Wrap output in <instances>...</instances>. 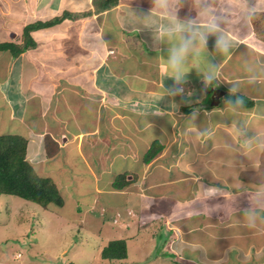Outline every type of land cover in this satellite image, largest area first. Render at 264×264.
I'll use <instances>...</instances> for the list:
<instances>
[{"label":"crops","instance_id":"1","mask_svg":"<svg viewBox=\"0 0 264 264\" xmlns=\"http://www.w3.org/2000/svg\"><path fill=\"white\" fill-rule=\"evenodd\" d=\"M7 5L20 8L14 20L7 18L9 25L17 27L15 33L8 31L9 41L22 43L20 37L27 24L58 16L63 19L52 27L32 30L36 46L16 56L10 50H0V72L6 73L0 83V108L5 106L0 109V134L25 136L27 158L41 172L44 162L71 148L73 141L68 137L76 134L68 128L92 136L100 134L102 139L109 137V142V132L118 131L123 142L118 150L124 156L131 148L144 153V157L158 140L162 149L169 147L167 152H171L165 162L156 163L157 156L150 162L143 158L134 166L119 165L117 171L104 162V169L109 171L107 182L101 184L92 172L98 181L95 192L99 194V207L106 208L102 214L96 213L97 220L102 217L104 222L107 215L119 218L126 234L131 224L137 229L132 230L135 234L141 226L138 215L141 224L157 215L163 218L161 225L167 223L166 230L173 232L164 240L162 231L151 234V247L161 239L162 248H167L182 231V240L186 238L210 257L221 256L228 247L241 262L264 264V177L259 172V159L264 156V0H118L115 7L103 11H96L94 0H7ZM66 12L78 16H64ZM176 20L191 21L189 31L212 29L202 61L208 58V64L211 58L215 62L203 68L205 64L199 61L200 67H191L179 81L168 75L164 63L167 43L162 38ZM112 31L116 35L108 38ZM43 41L46 47L37 48ZM114 44L115 49H111ZM82 47L85 52L81 55ZM125 48H131L135 66H125L123 59L124 66L117 69L127 54ZM38 56H46L42 59L47 60L45 69ZM162 77L177 91L169 93V88L161 85ZM184 82L193 89L199 85L204 91L202 97L192 102ZM116 83L120 87L111 91ZM68 87L76 97L68 95ZM219 87L225 93L218 105H212L214 90ZM125 90L130 91L129 102L122 100ZM238 96L252 99L253 104L233 106L232 99ZM123 104L129 110H119ZM188 106L192 110L184 111ZM66 110L76 119L75 126L67 129L63 116ZM115 119L118 123L112 130ZM166 123L170 124L169 132L163 128ZM149 127H154L157 134L144 135ZM46 135L58 144L56 152L50 150L54 144L46 146ZM103 144L102 151L111 157L114 149H109L106 141ZM76 150L83 152L79 147ZM136 166L139 181H132L129 177L134 178V174L130 172ZM124 172L128 186L116 187L117 175ZM136 184L143 193L132 191ZM61 194L66 203L68 196ZM107 194L114 196L104 200ZM131 209L137 213L136 218L130 214ZM150 230V225L143 227L144 235ZM196 233L199 239L193 240ZM127 237L120 234L108 240ZM179 245L186 243L179 241ZM245 254L246 259H239Z\"/></svg>","mask_w":264,"mask_h":264},{"label":"rangeland","instance_id":"2","mask_svg":"<svg viewBox=\"0 0 264 264\" xmlns=\"http://www.w3.org/2000/svg\"><path fill=\"white\" fill-rule=\"evenodd\" d=\"M19 9L20 8L18 7L13 8L7 5V0H0V44L11 40L8 31L15 33L17 27L11 26L12 24L9 25L7 23V18L11 17L12 20H14V15L18 14ZM222 10H225V8ZM64 16L76 17L78 14L69 12V14L64 13ZM146 17L147 16L145 15V19ZM115 35V32L112 31L111 33H108V38H114ZM22 36L23 34H21L20 38H22ZM129 36L133 37V35ZM45 41H43L37 48L42 49L46 47ZM119 45L123 44L120 43ZM115 46L116 45L114 44L112 47L110 46V48L115 49ZM130 47L133 48L132 45ZM131 48H125L124 51L127 52V54L124 58L120 59L121 63L118 64L117 69L120 66H124L123 59L126 60L125 66L134 68L135 62L131 55ZM80 51L81 55L85 52L83 47L79 48V52ZM38 57H40L39 60L41 61L39 64L42 69H45L43 64H47V60L44 62L42 59L46 56ZM52 58L54 57H51V59ZM161 59H163V57ZM207 59L208 58H206L205 61L201 60V64H205L202 66L203 68L215 64L214 59L211 60V58H209L210 62L207 64ZM133 74L134 73L131 72V75ZM5 79L6 73L4 74L0 72V83H3ZM172 80L174 81V79ZM160 82L165 88H169V93L176 92L178 89L177 87H173V84L170 85L169 83L164 82L163 77ZM96 83L99 84L100 80H96ZM120 85L121 84L119 83L112 85L114 90L112 89L111 91L118 90L116 87H120ZM67 90L68 95L76 97V94L70 87H68ZM202 90L203 89L198 85V87H194V89L189 86L185 91L192 97V102H195L204 94V91ZM121 97L123 102H129L127 98H131L130 91L125 90L124 95H121ZM210 100L211 98L208 97L206 100L208 104ZM73 106H75V104ZM121 106H123V108H119V110L128 109L126 108L128 106H125L124 104ZM76 107L79 106L77 105ZM4 108L5 106H2L0 109L4 110ZM111 115L114 116L113 111H111ZM63 116L66 129L68 126H73V124L75 126L76 119L71 116L70 111L66 110ZM117 123V119L112 121V130ZM149 128L150 131L148 130L144 135L149 134L152 136L157 134V130L154 127ZM163 128L169 132L170 124H164ZM68 131L76 134V136L71 134V136L68 137L69 141H73L69 151L62 152L58 154V157L44 162L43 167H41L44 172H41V169H37L38 173H43L45 175L49 172L48 170H51L50 174L56 179L57 184L61 187V193L66 197L68 196L64 206L54 207L55 205L53 204L46 206L15 195L10 196L0 193V264H251L238 260V257L228 252V247L225 248L221 256L210 257L207 251H200L199 248L192 246L193 244H189L186 238L182 240V231L175 234L176 236H174V238L176 240H172L167 248L163 249L162 244L164 243H161L163 238L165 239L170 232L172 234L173 230H166L168 229L167 223L165 222L166 225H161L163 218H159L157 215H152L149 218H146L144 224H141L142 220H140L138 215L140 221L139 224L141 226H139V232L135 234L132 232L135 228L132 224L129 231L130 233L126 234L127 231L119 224V218L116 219L113 216L107 215L106 219L108 218L109 220L104 219L105 221L103 222L102 217L100 220H97L95 215L98 213L102 214V211L106 210L105 207L104 209H102L101 206L99 207L97 200L99 194L95 192V187L96 184H98V181L99 184L107 182L109 169L108 171L104 169L103 163L107 162L111 166V170L117 171L119 165H137L143 160L144 153L138 150V154L136 150L133 149L131 151V148H128L126 156H124V152L122 154V152L118 150V147L120 148V145L123 144V142H120L118 131H115V134L114 130L109 132L111 133L110 142L109 137H107V139H102L103 137L100 134L92 136L85 134V132L80 133L81 129H74V131H72L68 128ZM65 132L69 133L67 130H65ZM103 141L110 144L109 149H114L113 154L109 158L107 153L102 151V146L104 145ZM169 143L171 142L168 141V144ZM75 144H78V146ZM115 145L116 148H113ZM55 147L56 145L54 144L50 150L55 149ZM76 147L81 148L83 152H78ZM168 148L165 150L162 149L156 155L157 157L155 156L157 158L156 163L158 161L160 163L161 161L165 162V160H169L168 156L171 152H167ZM129 154L130 156H128ZM120 157L124 158L120 159ZM63 160L67 161V163L62 164L61 162H63ZM108 160L110 161L108 162ZM259 163V172L264 177V167L261 166L264 165V156L259 159ZM136 167H132V171L130 172L134 174V178L131 176L129 177L132 181H136L140 175V170L138 169V166ZM133 169H135V171L138 170L139 173H134ZM92 172L96 173L97 178H99L98 181H95V174L93 175ZM168 175H170V172ZM116 179L121 182L123 178L121 179L117 177ZM128 183L126 186H128ZM142 190L144 189L137 184L132 188V191L134 192L139 191L143 193L144 191ZM113 196L114 194H107L106 196H103V198L104 200L106 198L111 200ZM133 208L135 209V206H133ZM134 209L129 210V212L133 215V218H136L137 213ZM111 217L113 218L111 219ZM126 218H123V220ZM108 221H112L115 224L118 223L119 225L116 227L115 224ZM142 225L144 228H146L147 225H150L151 230L148 235H144ZM125 227H127V225H125ZM134 230L136 231L137 229L135 228ZM161 231L163 233L162 240L157 239L156 245L151 247L153 244H150L151 240L149 241V237H151V234H158ZM120 234H124L129 238H125L128 242V258L127 260H114L110 262V260L102 257V248L107 244L109 241L108 239ZM171 234L170 237L172 236ZM196 238L199 239L197 233L193 240H197ZM179 241H185L186 246H180ZM210 242L212 241L210 240ZM225 244L229 245L230 242L227 241ZM246 257H248L246 254L241 255L239 259L242 258L241 260H243L244 258L246 259ZM204 258H208L209 260H205Z\"/></svg>","mask_w":264,"mask_h":264},{"label":"trees","instance_id":"3","mask_svg":"<svg viewBox=\"0 0 264 264\" xmlns=\"http://www.w3.org/2000/svg\"><path fill=\"white\" fill-rule=\"evenodd\" d=\"M94 3L96 11H103L115 7L118 4V0H94ZM66 14L69 13L66 12ZM62 19L63 17L58 16L50 20H38L27 24L23 29V43L17 44L14 41H6L0 44V50H10L16 56L36 45L31 35L32 30L53 26ZM77 72H79V69ZM188 82L183 83L187 89L191 86ZM211 82V84H214L215 80ZM206 88L208 89V86ZM252 104L253 100L248 97L238 96L232 99V105L235 107H249ZM197 105L199 106L198 103ZM183 110L191 111L192 106L183 107ZM45 141L46 146L48 145L49 148L51 144H55L50 135H46ZM56 145L58 147L57 143ZM27 147L28 139L23 135L0 134V193L15 195L46 206L52 204L63 206L65 198L61 194L57 182L52 176L37 172L34 165L27 159ZM162 148V143L154 140L144 156L145 162H150ZM57 149H54L55 152ZM125 174L124 172L117 175L118 178L123 179L121 182L116 179L114 182L116 187H124L129 182ZM162 237L163 233H161ZM101 255L103 258L110 260V262L127 258L128 246L126 239L109 240L102 248Z\"/></svg>","mask_w":264,"mask_h":264},{"label":"clouds","instance_id":"4","mask_svg":"<svg viewBox=\"0 0 264 264\" xmlns=\"http://www.w3.org/2000/svg\"><path fill=\"white\" fill-rule=\"evenodd\" d=\"M190 23L191 21L176 20L172 23L170 29L162 34V38L167 43L164 63L168 69V75L176 81L181 80L190 71L191 67H200L199 61L206 53L207 34L212 30L189 31L188 26ZM219 44L220 42L217 41V47H219Z\"/></svg>","mask_w":264,"mask_h":264},{"label":"water","instance_id":"5","mask_svg":"<svg viewBox=\"0 0 264 264\" xmlns=\"http://www.w3.org/2000/svg\"><path fill=\"white\" fill-rule=\"evenodd\" d=\"M225 93L224 90H222V88L220 89H215L214 90V94H213V99L211 101L212 105H218L219 101H220V97Z\"/></svg>","mask_w":264,"mask_h":264},{"label":"bare ground","instance_id":"6","mask_svg":"<svg viewBox=\"0 0 264 264\" xmlns=\"http://www.w3.org/2000/svg\"><path fill=\"white\" fill-rule=\"evenodd\" d=\"M175 5V4H174Z\"/></svg>","mask_w":264,"mask_h":264}]
</instances>
